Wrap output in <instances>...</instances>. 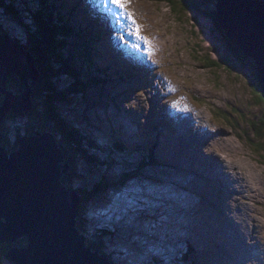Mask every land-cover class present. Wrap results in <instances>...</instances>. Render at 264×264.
Listing matches in <instances>:
<instances>
[{"label":"rangeland","instance_id":"1","mask_svg":"<svg viewBox=\"0 0 264 264\" xmlns=\"http://www.w3.org/2000/svg\"><path fill=\"white\" fill-rule=\"evenodd\" d=\"M65 1L68 0H64L61 5L68 17L76 0H70L72 5ZM82 1L83 12H88L89 3L87 0ZM101 1L107 2L109 7L113 3L112 0L97 2ZM180 1L176 0L177 3L172 5L167 0H137L131 6L130 0H126L127 11L123 9L126 15L122 32L130 34L126 37L133 39L134 48L142 46L143 40L149 41L152 53L145 50L146 55L141 58L144 60L141 71H135L137 74L133 72L138 64L124 57L133 52L126 50L127 46H122L115 56L109 57L114 72L113 75L109 71L110 77L114 81L109 79L108 84L98 82V86L90 85L85 102L77 100V97L57 102L60 114L69 117L73 126L83 128L91 136L90 141L99 146L105 165L109 163L108 167L95 165V170L100 169V174L106 175L104 190L98 197L94 194L88 201L82 199L84 203L87 201L83 212L85 219L78 225L82 233L87 235V244L93 238L103 242L102 251L110 257L112 264H203L202 260L205 264H264V92L262 88L256 92L254 86L258 79L254 73H258L256 63L245 54V57H238L232 62L222 61V56L230 55L231 49L209 16L211 7L206 6L208 1L213 3V0H202L207 3L197 14L189 8L185 9L184 4L189 5L190 0H185L182 5ZM254 1H257V6L258 1L264 6L263 1ZM174 9H181L182 12L177 14ZM136 13L144 15V33ZM73 15L81 16L76 13ZM16 20L9 21L8 29H17L20 40H24L25 32L26 35L37 33L32 30L28 34L23 20L21 24L24 26ZM117 21L121 22V19L117 18ZM72 22L80 24L78 27L81 32L73 35L79 37L77 44H69V52L89 55L96 46L102 45L100 39L103 36L95 26L88 31V28L83 27L88 24L87 20L80 23L74 19ZM137 27L139 36L136 34ZM84 41L89 45L86 54L82 46ZM234 46L241 52L237 45ZM123 51L124 56L120 53ZM50 53L55 55L53 47H50ZM154 57L164 60L158 65V72ZM104 61H108L107 57L98 59L95 56L93 64H102L104 67ZM213 61L219 66H212ZM120 69L125 70L119 73ZM90 70L94 72V69ZM156 72L160 77L155 79L154 84L147 83L143 89L133 82L137 76L138 82L143 75L151 74L150 77H154L152 74ZM115 74H123L125 83ZM52 78L56 82L55 76ZM129 79L133 80L127 88ZM125 90L126 93L120 97L119 94ZM185 93L188 95L185 102L177 98ZM159 94L164 100L156 103L160 107L155 109L149 99ZM175 95L176 99H173ZM125 97L130 98L128 104L122 100ZM152 111L157 113L159 128L164 129L161 123L169 121L173 136L167 133L160 137V141L142 144L140 136H129L127 124L135 116L138 124L142 123L143 127L149 125L148 118L154 115ZM204 113L208 116L206 122L196 118L200 116L198 114ZM183 117L188 120L184 124L181 122ZM25 123L24 118L5 120L4 125L10 129L8 138L11 142L18 131L24 132ZM206 126L210 129H202ZM192 127L202 131L204 136L212 131L223 130L205 146L213 144L211 149L221 156V160L203 163L196 155L201 153L210 156L212 153L204 151L202 147L189 145V142L179 143L177 138H185L182 134H188ZM110 137L124 142L126 148L143 145L147 150L134 151V154L129 155L128 151L112 153L115 162H109L111 154L107 149L112 148ZM147 152L154 156L151 160V164H154L152 169L149 170L145 165V171L134 170L142 158L138 155ZM127 164L133 165L128 171L125 170ZM212 166L220 170L219 173L212 172ZM129 172V177L121 176ZM228 173L230 177L234 176L233 181L229 180ZM87 175L96 178L92 173L88 172ZM181 192L183 196L175 195ZM246 203L251 206L250 211H246ZM245 216L249 218L243 220ZM242 220L244 225L238 223ZM104 229L109 230V234L99 237L97 233L103 235ZM0 264L14 263L2 252Z\"/></svg>","mask_w":264,"mask_h":264},{"label":"water","instance_id":"2","mask_svg":"<svg viewBox=\"0 0 264 264\" xmlns=\"http://www.w3.org/2000/svg\"><path fill=\"white\" fill-rule=\"evenodd\" d=\"M256 3L213 0L206 7L218 32L254 60L264 92V6L258 2L254 12ZM40 85L35 58L0 34V244H10L6 254L14 264H112L78 227L82 195L69 150L34 120ZM15 118H24L26 127L9 150L4 122Z\"/></svg>","mask_w":264,"mask_h":264},{"label":"trees","instance_id":"3","mask_svg":"<svg viewBox=\"0 0 264 264\" xmlns=\"http://www.w3.org/2000/svg\"><path fill=\"white\" fill-rule=\"evenodd\" d=\"M24 1L26 2L23 4ZM34 1L36 2H33V0H0V34L8 33V37H11L10 39L14 40L15 42H21V44H27L28 42V45L23 44V47L28 50L35 58V65L40 71L42 81V92L41 94H37V105L33 112L34 120L37 125L41 126V128L43 127V129L53 131V135L55 136L56 140L69 150L68 160L71 163V167L74 168H70V171H76L78 174L79 183H77V189L81 190L80 193L82 195V199L88 201L94 197V194L96 197H98L99 194H101V192L104 190L103 183L106 175L100 174V169L95 170V165H104L108 167L109 163L105 165L104 159L102 156H100V152L98 150L99 146L90 141L91 136H88L83 128L80 129V127L78 128L77 125L76 127L73 126L69 117L60 114L58 111V107L60 106L57 102L68 101L72 97H77V100L81 99L85 102L84 98H87V88L90 89V85L92 84L98 86V82L101 83L104 79L107 80L106 78L108 76H104V71L101 70L100 65L94 66L93 62L95 57L92 53H89V55H81L77 53L75 55L74 52H69V44L71 42H75L77 44L75 39L72 38V36L76 35L77 33L71 29L73 27L69 26L67 22V15L64 12L63 6L61 5L62 2L61 4H55L53 0ZM184 1L185 0L180 1V4L182 5ZM194 1L195 4H193ZM190 2L191 3L189 5L183 3L185 5L184 7L185 9L189 8L193 11H196V14L197 12L200 13L202 11L201 7L205 4V1L202 0H190ZM167 3L175 5L177 2L176 0H167ZM173 11L177 14L182 12L181 9H174ZM209 16L214 19V15L209 13ZM16 18H19V20H16ZM13 20H16L19 25H22L21 21L23 20L28 34L32 30H35L37 33L26 35L25 32L24 40H20L18 38L19 35L16 34L17 29H8L9 21ZM215 29H220L216 22ZM226 44L227 47L231 49L229 52L230 55L224 54L222 56V61L228 60L229 62H232L238 57L240 59L243 56L245 57V55L238 51L239 49H237L230 40L226 39ZM50 47H53V54H55L54 56L50 53ZM121 55L124 56L122 53ZM76 56L78 58H76ZM124 57L128 59L129 56ZM220 63L222 62L220 61ZM212 66L215 67L219 65L215 64V61H213ZM91 68L96 70V73L94 72L96 74L94 77L90 75ZM45 73L47 75H45ZM254 73L255 78L257 79V73ZM53 76H55L56 82L52 78ZM51 79H53V81H51ZM257 80H255L254 86L256 92H260L261 87ZM52 82H54V85H52ZM72 100H74V98H72ZM2 129L6 134L8 133L5 126L2 127ZM110 138V144L112 148L107 149L109 154H111L109 156L111 157L109 162L114 161V159H112V153L128 151L129 155L134 154V151L138 152L141 150L146 152L147 150L144 149L143 146L136 148L134 147L132 149L129 147L126 148V144L121 140H117L114 137ZM3 143L9 150L15 147L13 142L9 140L8 134L7 139L3 141ZM138 156H142L139 163L140 165L133 169L138 170V172L145 171L146 167L144 166L146 165L149 167L148 169L151 170L152 166L154 165L153 163L151 164V160L154 156L149 152L145 154H139ZM132 167L133 165L130 166V164H127L125 170L128 171ZM88 172L96 175V178H91L89 175H87ZM87 176L90 178H87ZM121 176L127 178L130 176V172L127 174L123 173ZM121 176H119L118 179H120ZM67 178L69 179L70 177L68 176ZM68 179L64 178L63 181L65 184L71 185V181ZM85 203L82 202L83 205H81L79 208V222L81 224L85 219L83 214ZM102 231H104L103 235H101V233H97L99 237L109 234V230L107 229ZM19 243L25 245L27 243V239L21 238ZM101 243L103 242L98 238H93L88 242V244L93 249H98L104 253L102 251ZM8 247H10L9 243L0 244V254L2 252L6 253ZM115 254L117 253L115 252Z\"/></svg>","mask_w":264,"mask_h":264},{"label":"bare ground","instance_id":"4","mask_svg":"<svg viewBox=\"0 0 264 264\" xmlns=\"http://www.w3.org/2000/svg\"><path fill=\"white\" fill-rule=\"evenodd\" d=\"M17 1V0H16ZM88 2H89V9L88 10H90V11H93V13H92V15L93 16H95V18H94V20H92V21H88V19H90L91 18V16L89 15V17L90 18H85L86 16H87V12H83V10H81V12H79V10H74L75 11V13L76 14H79V15H81V16H76V15H73L74 13L72 12L71 13V17L70 18H68L69 19V21H73L74 19H77V20H79V22L81 23L82 22V20H87L88 21V24H90V26H97L96 27V29H97V31L103 36V38L102 39H100V42H105V41H107L108 40V44H102L101 46H96V48L94 49V51L93 52H91L93 55H94V57L96 56L98 59H101V58H104V57H111V56H115L117 53H118V51H120L121 49H122V46H127V48H126V50H129V51H132L133 52V54H129L128 56V60H131V61H134V62H136L140 67L142 66V62L144 61V60H142L141 58H142V56L144 55H146V52H145V50H147L148 49V51H149V53L150 54H152L151 53V51H150V49H149V46H148V44H149V41H146V40H143V41H141V44H142V46H140L139 45V48H134V45H133V39H130V38H127L126 36H129L130 34L129 33H126V32H122V27H123V24H124V18H125V15L126 14H124L125 13V11L122 9V8H119V7H117L114 3H110L109 5H111L110 7L109 6H107V2H104V3H102V1H101V3H98L97 1L98 0H87ZM100 1V0H99ZM136 1L137 0H130V5L131 6H134L135 4H136ZM261 1H263L264 2V0H261ZM53 2L55 3V4H61V0H53ZM66 2H68V1H65V3ZM259 2V1H258ZM112 6H114V7H112ZM137 6V5H136ZM253 6V8H254V12L256 11H258V6H257V4H253L252 5ZM136 8V7H135ZM137 14V13H136ZM138 15V17L140 18V21H141V23H142V25H143V33L145 32V30H146V26H145V19H144V15H140V14H137ZM73 16V17H72ZM83 18V19H82ZM117 18H120L121 19V22H118L117 21ZM83 27L84 28H88V29H90L91 27H88L87 25H83ZM107 30V31H106ZM105 31L107 32L106 33V35H105ZM108 31H110V33H108ZM121 31V32H120ZM143 33H141L142 34V38H144V36H143ZM8 34V33H7ZM6 33H2L1 35H3V36H5L6 38H8L10 41H12L13 43H15L17 46H19L21 49H23L25 52H28V53H30L28 50H26L24 47H23V44H25V45H28V44H26V43H23V44H21V42H15L14 40H12V39H10L8 36H9V34L7 35ZM119 34H121L120 36H119ZM153 36V35H152ZM152 36H150V39L152 40V41H155V40H153L152 39ZM155 36V35H154ZM156 37V36H155ZM157 39V38H156ZM123 42H125V44H122ZM111 46V47H110ZM98 48V49H97ZM110 50H112V52L109 54V55H107L106 53L108 52V51H110ZM125 50V51H126ZM142 50H144L143 51V53H142ZM84 52H85V54H86V52H89V47L88 48H85L84 50H83ZM83 53V52H82ZM120 53H122L123 55H124V51L123 52H120ZM82 55V54H81ZM101 55H102V57H101ZM100 56V57H99ZM77 58V57H76ZM154 59L157 61V72L159 71V67H158V65L159 64H162V62H164V60L162 59V58H160L159 60H157L155 57H154ZM163 60V61H162ZM135 68V69H133L134 71L133 72H140L141 71V69H142V67L141 68ZM102 70V69H101ZM94 72H96V70H94ZM92 70H90V75L91 76H93L94 77V73ZM132 72V73H133ZM135 72V73H136ZM153 73L152 75L154 76V77H150V75L151 74H147V75H143V78L140 80V81H138L137 82V80H138V76H137V79L136 80H134L133 82H135V84H139L140 86H139V89H140V87L143 89L146 85H147V83H152V84H154L155 83V79L156 78H158V77H160V75H159V73ZM137 74V73H136ZM109 79V78H108ZM119 79L121 80V81H123V83H125V80H126V78L125 77H123V74L122 75H119ZM133 79H129L128 80V82L126 83V87L128 88V84H129V82L130 81H132ZM99 84H101V83H99ZM98 84V85H99ZM105 87V86H104ZM187 93H188V91H186ZM126 93V90L125 91H123V92H121L120 94H119V96L120 97H122V94H125ZM187 93H185V95H183L182 97L181 96H177V95H175L174 96V98L173 99H176V96H177V98H181L182 100H183V102H185L186 100H187V98H188V95H187ZM168 94V93H167ZM169 96H170V94H168ZM163 98V96H161V94H159V95H157V96H154V97H152L151 99H149V102H150V105L152 104V106H153V108H159L160 106L159 105H157L156 103H159V101H163L164 100V98ZM172 99V98H171ZM122 100L125 102V103H129L130 102V98H127V97H125V98H122ZM193 110L195 109V108H192ZM150 110V109H149ZM134 112V111H133ZM153 112V114L154 115H152L151 117H149L148 118V122L147 123H149V125H147V126H145V127H143V125H141V124H138L137 122H136V119H135V116H132L131 117V119H129V120H132V122L131 123H129V124H127V130H128V132H129V136L131 137V138H135V136H140V138L142 139V144H147L148 142H151V143H155V142H157V141H160L159 139H160V137L163 135V136H165V135H167V133L168 134H170L171 136H173L172 134V132H171V130H170V128H169V126H168V123H169V121L168 122H166L165 124H164V121L161 123V127H165L164 129H161V128H159L158 127V122H156V120H157V113H156V111H152ZM183 113V112H182ZM200 113H201V111H200ZM162 114V113H161ZM198 115H200V116H196V118H198V119H200V121H202V122H206V120L208 119V116H206L205 115V113L202 115V114H198ZM178 117V116H177ZM188 120L186 119V118H181V122H182V124H184L185 122H187ZM193 121H195V122H198V120L197 119H193ZM146 122V121H145ZM178 125V124H177ZM168 126V127H167ZM174 131H175V128L174 127H171ZM179 128V127H178ZM202 129H204V130H208V129H210L208 126H206V127H203ZM201 129V130H202ZM187 130V129H186ZM200 130V129H199ZM198 130H195L193 127L190 129V130H188V134L187 133H183L182 134V136H184L185 138H183V137H178L177 139L179 140V143L180 144H182V143H184V141L185 142H189V145H193L194 147H202L203 149H204V151H206V152H209V153H212V155H210V156H208V155H204V154H201V153H198L197 155H196V158L197 159H199L200 161H202L203 163H207V162H210L211 160H221V156L219 157L217 154H215L214 152V150L213 149H211L212 148V146H213V144L211 145V146H207V147H205L206 145H208L209 143H210V140H214L215 139V137H216V135L218 134V133H222L223 132V130H217L218 132H211V134H205V136L203 135V132L202 131H198ZM138 132V133H137ZM150 132H154V133H150ZM162 132V133H161ZM61 133V132H60ZM74 133V132H73ZM140 133V134H139ZM155 133H157V134H155ZM63 134V133H62ZM135 145H136V143H134ZM162 144V143H161ZM171 145V144H170ZM140 146H143V145H140ZM139 146V147H140ZM144 147V146H143ZM206 148V149H205ZM208 148V149H207ZM224 149V148H223ZM106 150V149H105ZM217 153V152H216ZM119 165V164H118ZM186 166V165H185ZM213 167V170H212V172L213 171H215V172H218L219 173V171L220 170H216L215 168V166H212ZM186 170V169H185ZM196 173H200V171H197ZM193 175V174H192ZM228 176H229V180L230 181H233V178H234V176H232V177H230V175H229V173H228ZM220 178V177H219ZM228 178V177H227ZM192 179V178H191ZM210 181V180H209ZM243 182V181H242ZM189 182H187V184H188ZM186 184V185H187ZM214 184L216 185V187H217V183L216 182H214ZM234 186V185H233ZM195 188H196V186H195ZM239 188V187H238ZM259 190V189H258ZM231 193V192H230ZM175 195H184V193H175ZM234 195V194H233ZM180 197V196H179ZM181 198V197H180ZM183 199V198H182ZM137 202H139V201H137ZM143 206V205H142ZM145 206V205H144ZM245 206H248L247 208H246V211H250L251 210V206H249V204H245ZM245 211V210H244ZM234 213V212H233ZM247 213V212H246ZM248 215V214H247ZM245 218H249L248 216H245L244 218H243V220H245ZM243 220L241 221V222H238L239 224L241 223V224H243L244 225V223H243ZM187 229V228H186ZM188 238V237H187ZM186 238V239H187ZM97 246V245H96ZM192 246H194V245H192ZM194 247H196V246H194ZM208 247V246H207ZM118 249H119V246L117 247ZM126 253V252H125ZM121 255V254H120ZM122 258H124V256H122ZM203 261V264H205V261L204 260H202Z\"/></svg>","mask_w":264,"mask_h":264},{"label":"snow or ice","instance_id":"5","mask_svg":"<svg viewBox=\"0 0 264 264\" xmlns=\"http://www.w3.org/2000/svg\"><path fill=\"white\" fill-rule=\"evenodd\" d=\"M112 2L119 8L124 9L125 11H127L126 8V0H112ZM133 23H135V21H133ZM136 34L139 36L140 35V30L139 27H137L136 29Z\"/></svg>","mask_w":264,"mask_h":264}]
</instances>
